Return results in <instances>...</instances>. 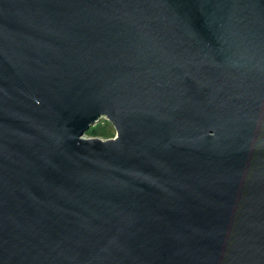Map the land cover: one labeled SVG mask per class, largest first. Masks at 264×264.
<instances>
[{
	"label": "water",
	"instance_id": "water-1",
	"mask_svg": "<svg viewBox=\"0 0 264 264\" xmlns=\"http://www.w3.org/2000/svg\"><path fill=\"white\" fill-rule=\"evenodd\" d=\"M0 264H264V0H0Z\"/></svg>",
	"mask_w": 264,
	"mask_h": 264
},
{
	"label": "rangeland",
	"instance_id": "rangeland-1",
	"mask_svg": "<svg viewBox=\"0 0 264 264\" xmlns=\"http://www.w3.org/2000/svg\"><path fill=\"white\" fill-rule=\"evenodd\" d=\"M116 135L114 127L106 119H101L92 127H90L83 135L84 138H98L101 140H107L114 138Z\"/></svg>",
	"mask_w": 264,
	"mask_h": 264
}]
</instances>
